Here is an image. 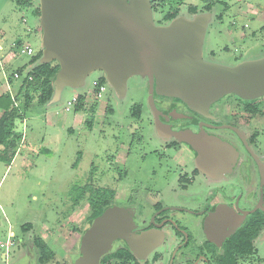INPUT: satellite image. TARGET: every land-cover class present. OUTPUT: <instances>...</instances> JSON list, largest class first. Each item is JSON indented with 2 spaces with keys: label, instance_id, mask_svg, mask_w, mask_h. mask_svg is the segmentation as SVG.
I'll use <instances>...</instances> for the list:
<instances>
[{
  "label": "rangeland",
  "instance_id": "obj_1",
  "mask_svg": "<svg viewBox=\"0 0 264 264\" xmlns=\"http://www.w3.org/2000/svg\"><path fill=\"white\" fill-rule=\"evenodd\" d=\"M150 1L156 25L167 24L165 14L175 9L177 16L191 18V5L197 7L195 14H210L202 44L205 61L233 66L264 55V0ZM39 7V0H31L29 6L0 0V94L15 92L40 60L41 56L31 64L34 55L19 54L20 46L30 44L33 54L42 55L40 11L35 12ZM19 67H24L20 77H12ZM100 85L104 90L98 96ZM78 95L85 98L82 108L71 102ZM92 105L94 121L88 126ZM134 105L141 107L139 117L132 115ZM151 114L147 76H130L124 93L118 94L100 69L90 72L81 85L62 88L52 102L33 101L24 119L15 121L23 138L13 160H0V241L4 243L0 264H13L15 257L27 264L28 247L33 254L30 264H72L90 223L89 197H103L107 207L129 208L132 196L137 199L142 191L165 189L167 176H176L187 157L178 148L165 147L173 138L156 131ZM259 143L264 145V133ZM198 186L203 185L196 183L193 189ZM263 232L264 226L253 239V252L238 256L239 264H264ZM35 238L53 251L44 263L38 260ZM155 248L137 255L133 264H163L162 259L150 260ZM121 263L112 259L103 264Z\"/></svg>",
  "mask_w": 264,
  "mask_h": 264
},
{
  "label": "water",
  "instance_id": "obj_2",
  "mask_svg": "<svg viewBox=\"0 0 264 264\" xmlns=\"http://www.w3.org/2000/svg\"><path fill=\"white\" fill-rule=\"evenodd\" d=\"M39 2L43 50L35 65L52 60L59 64L48 102L56 100L65 86L81 85L85 77L96 69L104 72L118 94L124 93L130 76L142 74L147 76L148 103L160 134L154 93L177 97L199 112H204L211 103L231 93L243 99L264 96V55L233 66L202 58V44L210 18L208 12L194 14L189 19L176 16L167 24L156 25L150 0ZM173 135L196 151L200 168L199 159L205 163L227 152L232 157L236 156V151L229 144L214 136L190 131H178ZM258 207L264 212V201ZM233 215L239 217L232 209L226 211L217 206L209 219H233ZM212 223L214 227L211 231L206 229V232L217 245L233 233L237 225L229 226V230L219 234L218 239L213 234L222 224L231 222ZM133 227L128 208L106 207L90 220L82 232L72 264H99L102 256L110 252L119 239L138 255H147L160 243V232H135ZM2 258L6 260L4 256ZM13 264H21V260Z\"/></svg>",
  "mask_w": 264,
  "mask_h": 264
},
{
  "label": "flooded vegetation",
  "instance_id": "obj_3",
  "mask_svg": "<svg viewBox=\"0 0 264 264\" xmlns=\"http://www.w3.org/2000/svg\"><path fill=\"white\" fill-rule=\"evenodd\" d=\"M153 100L159 112L160 135L173 138L165 147L180 149L187 159L179 166L181 171L176 176H167L165 180L169 184L164 191H142L137 199L130 195L128 210L133 217L132 230L160 232V250L155 248L150 259L153 262L160 263L162 259L163 264H219L224 242L246 218L255 210L264 215L258 207L264 201V145L259 143L264 133V96L243 99L233 93L227 94L211 103L204 112L191 109L173 96L153 94ZM178 131L219 138L236 151V156L227 152L205 163L199 159L200 168L196 151L174 137L173 133ZM196 183L203 186L193 189ZM217 206L226 211L232 209L239 217L209 219ZM212 222H231L222 224L213 234L218 239V235L228 231L229 226L237 225L234 232L217 245L206 232L214 227ZM121 247L131 255L128 261L136 262L138 254L122 239L114 242L112 250ZM31 252L28 247L25 252L28 253V264L33 256Z\"/></svg>",
  "mask_w": 264,
  "mask_h": 264
},
{
  "label": "trees",
  "instance_id": "obj_4",
  "mask_svg": "<svg viewBox=\"0 0 264 264\" xmlns=\"http://www.w3.org/2000/svg\"><path fill=\"white\" fill-rule=\"evenodd\" d=\"M16 3L24 6L31 5V0H15ZM211 5L206 6V10H210ZM190 13L195 14L197 7L191 5L188 7ZM39 15V9L35 10ZM178 15L175 9L172 12L165 14V20H171ZM38 31L41 32V26H37ZM30 63L33 64L40 56L41 51L36 55L33 54ZM24 67H19L14 72L22 74ZM59 69L58 63H41L33 66L23 77L21 83L16 88L15 92L9 90L0 94V160L10 162L13 160L21 140L23 133L17 131L15 128V121L23 120L25 113L33 101L39 104H45L52 96L53 92V78ZM13 72V74H14ZM13 77V75H12ZM104 78H101V81ZM76 107L82 108L85 105V98L81 95L77 96ZM94 107H90V117L86 120L88 126H92L94 118ZM140 105L132 107V115L140 116ZM114 193H111V198ZM88 205L91 209L89 219L99 215L108 205V201L103 197L97 198L89 197ZM264 226V215L261 211L255 210L242 223L241 227L223 244L222 254L218 257L219 264H239L238 256H248L253 250V239L256 238L260 230ZM26 229V226H24ZM29 228V226L27 227ZM35 245L39 250V262L44 263L47 259L53 256V251L41 238H35ZM130 254L125 247H121L104 254L100 259V264L106 263L112 259L121 260V264H126L130 258Z\"/></svg>",
  "mask_w": 264,
  "mask_h": 264
},
{
  "label": "built area",
  "instance_id": "obj_5",
  "mask_svg": "<svg viewBox=\"0 0 264 264\" xmlns=\"http://www.w3.org/2000/svg\"><path fill=\"white\" fill-rule=\"evenodd\" d=\"M33 53H34V49H33L30 45H28V44L22 45V46H20V48H19V54L27 55V56H31V55H33ZM13 76H14L15 78H19V77H20V75H19L18 72H14ZM103 90H104V86H103V85H100V86H99V91H98L97 95L100 96V95H101V91H103ZM76 101H77V96H74V97L72 98L71 102H72V103H75ZM71 102H68V103L71 104ZM68 109H69V108L66 107V110H68ZM10 243H11V242H10ZM6 245H7V244H6ZM0 246H4V243L1 242V241H0Z\"/></svg>",
  "mask_w": 264,
  "mask_h": 264
},
{
  "label": "crops",
  "instance_id": "obj_6",
  "mask_svg": "<svg viewBox=\"0 0 264 264\" xmlns=\"http://www.w3.org/2000/svg\"><path fill=\"white\" fill-rule=\"evenodd\" d=\"M37 28V27H36ZM28 45H30V44H28ZM32 48H33V46L32 45H30ZM34 49V48H33ZM35 51V50H34ZM3 93V92H2ZM4 257H5V259H6V256L5 255H3ZM17 258L19 259V257H15L12 261L14 262L15 260H17Z\"/></svg>",
  "mask_w": 264,
  "mask_h": 264
}]
</instances>
